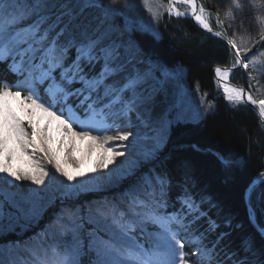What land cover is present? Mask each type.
<instances>
[{"label":"snow or ice","instance_id":"obj_1","mask_svg":"<svg viewBox=\"0 0 264 264\" xmlns=\"http://www.w3.org/2000/svg\"><path fill=\"white\" fill-rule=\"evenodd\" d=\"M181 2L191 8L194 19L204 29L218 38L234 37L241 31L243 20L238 23L236 15L244 11L242 0H231L224 13L227 24L219 20L220 14L216 12V23L222 31L215 32L204 18L205 11L211 18L213 9L200 6L197 14L195 0ZM144 3L148 5L149 0ZM174 4L175 0H169V15ZM260 8L264 9V2ZM99 10H103V16ZM118 11V0H113L107 8L100 0H0V63L11 59L9 70L23 77L28 85L25 88L0 85V178L11 177L18 182L43 185L45 178L50 176L44 166L47 164L55 169L52 176L59 173L69 182L75 180L62 167L57 154L60 150L53 148L44 137L47 129L33 124L34 110L39 109L58 120L65 134L79 139L91 138L94 142L93 123L97 116L104 115L102 108L97 109L105 100L108 105L118 104L128 111L136 110L148 77L136 67L129 42L108 23ZM162 15L157 13L154 19L159 20ZM176 15L181 13L177 11ZM254 19L261 48H264V15ZM229 28L234 31L229 33ZM152 31L156 33L155 29ZM226 43L232 50L233 70L244 71L249 87L253 80H264V61L259 59L264 53L257 49L251 56L242 58V52L250 50L247 45H238L235 38L227 39ZM73 51L74 57L70 58ZM97 65L98 72L94 71ZM215 73L225 79L228 77V73L219 67ZM41 85L46 86L41 89ZM24 91L28 94L21 100ZM41 91L47 100L40 95ZM223 91L230 102L258 103L259 114L264 116V100H255L251 94H246L245 88L226 85ZM8 98L20 100L21 108L29 117L27 125L10 106ZM72 98L76 99L75 106L70 103ZM65 108L68 113L82 109L85 119L73 121L71 115L65 114ZM74 123L77 124L75 130ZM110 130L116 135L105 137L99 147L113 139L126 141L132 135L119 127ZM104 151L109 158L101 155L96 161L99 168H107L108 163L113 162L111 158L124 155L115 148ZM37 153L41 155L37 157ZM20 158H26L27 168L14 166ZM218 158L226 167L231 163L223 156L218 155ZM68 159L73 157H66L65 162ZM73 162L77 167L84 164L80 158ZM129 179L132 182L120 198L97 205L89 203L87 207H63L49 226L57 241L42 245V253L30 254L32 264H85L84 257L89 253L95 254L90 264H264V249H257L251 239L243 240L237 249H230L224 243L229 233L217 232L219 225L211 217H208L207 228L199 230L198 222L207 216V212L202 208L203 198L198 202L190 185L182 186L173 198L171 177L154 166L133 173ZM169 207L171 212L167 211ZM149 225L158 231L148 233L145 239L151 238L152 243L145 247L139 237ZM261 232L264 233V227ZM213 233L215 238L210 240ZM186 245L197 257L195 261L186 258Z\"/></svg>","mask_w":264,"mask_h":264},{"label":"trees","instance_id":"obj_2","mask_svg":"<svg viewBox=\"0 0 264 264\" xmlns=\"http://www.w3.org/2000/svg\"><path fill=\"white\" fill-rule=\"evenodd\" d=\"M122 1H118V13L108 21L117 34H122L134 43L140 55L154 65L171 71L182 70L187 88L197 89L203 96L204 104L198 118L171 122L165 145L153 162L155 168L171 177L173 198L185 184L191 186L198 202L203 198L202 208L207 216L198 222L200 231L207 228L208 217H211L219 225L217 232L229 233L224 243L230 249L239 248L245 239H251L257 249H264V236L257 229L264 227V182L253 187L246 197L249 186L257 178L264 177L261 175L264 173V126L245 102H230L226 99L217 87L213 73L215 67L233 68L232 50L226 43L198 29L184 15L188 11L186 5L175 4L183 16L169 15L166 10H162V18L156 20L155 34L140 29L134 23L127 29L123 25L127 11L123 9ZM100 2L107 8L113 0ZM262 2L264 0H242L244 11L236 15L238 23L243 20L241 31L234 37L225 36L227 39L235 38L240 46H248L250 50L242 52V58L257 49L264 53L254 19L264 15V9L260 8ZM198 3L199 7L214 10L211 18L210 13L205 11V21L211 24L214 31H222L216 23V12L220 14L219 20L227 24L224 13L231 0H198ZM99 14L103 16V10H99ZM233 31V28L228 29L229 33ZM259 59L264 61V56ZM10 64V59L0 63V85L22 87L23 77L11 72ZM97 68L98 65L94 71ZM229 81L245 88L247 94H251L255 100H264V80H253L249 87L244 71L238 69L231 73ZM40 95L47 100L43 91ZM255 106L259 110L258 103ZM218 155L230 161V165L226 167L221 163ZM54 205L45 213L46 216L53 213V209L55 212L59 204L56 202ZM176 207L179 208L178 203ZM167 211L171 212L172 208L169 207ZM251 215H254L257 227ZM46 220L47 217L40 225L33 227L32 232L19 237L10 234L5 241H29L37 234V230L42 229ZM214 238L215 233L209 236L210 240ZM186 258L190 261L197 259Z\"/></svg>","mask_w":264,"mask_h":264},{"label":"rangeland","instance_id":"obj_3","mask_svg":"<svg viewBox=\"0 0 264 264\" xmlns=\"http://www.w3.org/2000/svg\"><path fill=\"white\" fill-rule=\"evenodd\" d=\"M168 3L169 0H149L148 5H145L144 0H123L121 4L123 9L127 11V15L123 19V25L130 29L129 27L134 23L140 29L153 32V29L156 30L157 23L154 16L162 10L167 11ZM175 4L185 5L181 0H175ZM175 4L171 14L177 16L176 12L178 11L181 13L180 16H183V13L175 7ZM187 7V16H191V8ZM124 39L128 41L126 38ZM128 42L131 45L132 58L135 60L136 67L143 70L148 77L147 84L140 93L142 99L138 101L137 108L133 111H128L127 108L118 104L108 105L107 100L97 110L100 111L102 108L104 112V115L100 116L98 121L104 122L112 129L119 127L123 131L132 133L128 138L130 144H132L130 147L136 149L139 146V152L137 155L133 153H127V155H131V159L137 158V160L128 164L122 159V156H116L111 158L113 162L108 163L107 168H99L96 161L89 159L88 166L87 163H84L82 167H77L72 159L65 162L66 157H71L69 156L70 150L63 152L59 149L61 154L59 152L57 154L60 156L62 167L75 177L72 182H69L59 173L52 176L51 173L55 169L47 164L44 166L49 170L50 176L45 178L43 185H34L30 181L18 182L11 177L0 178V264H32V260L29 258L30 254L35 255L38 251L42 253V245L57 241V237L52 235L49 226L63 207L80 205L87 207L89 203L97 205L105 201H111L114 198H120L121 193L132 182L129 177L133 173L147 171L154 166L153 162L158 158L159 152L165 145L171 122L176 119L194 120L199 117L204 104L203 96L199 94L197 89L190 90L187 88L183 82L184 73L182 70L171 71L154 65L140 55L134 43ZM251 55L247 54V56ZM72 57H74V51ZM98 71L99 66L96 72ZM217 84V87L225 96L223 89L219 83ZM21 86L23 88L28 86L23 79ZM45 86L41 85L40 88L42 89ZM27 94L26 91L22 92L21 100ZM46 98L48 99L47 96ZM8 103L24 119L25 125H27L29 117L21 108L20 100L8 98ZM70 103L75 106L76 99L72 98ZM24 104L27 106L26 101ZM57 108H60V105H57ZM64 111L66 115H71L73 121L85 119L82 109L77 108L74 113H68L66 108ZM31 119L34 125L47 129L43 135L46 139H49L50 145L56 138V134L62 135V133H65L58 120L51 119L39 109L34 110ZM28 131L31 132L32 129L29 128ZM113 133L116 134L115 131ZM37 140H39V137H37ZM51 146L56 149L55 146ZM105 148L109 147H102L103 150ZM29 152H31V149H29ZM40 155V153H37V157ZM150 161L151 163H149ZM14 166L20 169L27 168L26 158L18 159ZM93 168L96 169L95 172L92 171ZM93 177L104 178L93 179ZM259 181H262V178H257L253 182L255 183L253 187L262 184V182L258 183ZM252 188L247 190L246 197H248V193ZM56 202L59 205L56 206L55 212L53 209V213L51 212L49 216H46L45 213L53 208ZM45 216L47 220L42 224L44 226L42 229L37 230V234L29 241L24 243L5 241L10 234H16L19 237L32 232L33 227L40 225L41 221L46 219ZM253 216H251V219L257 227ZM156 231L158 229L155 226L149 225L145 233L139 237L140 242L145 247L151 246L152 239H145V237L148 236V233ZM46 232L48 235H45ZM261 234L264 236V233L261 232ZM185 248L187 250L184 251L188 253V257H196L191 254L187 245ZM94 255V253H89L85 256V264H90L94 259Z\"/></svg>","mask_w":264,"mask_h":264},{"label":"bare ground","instance_id":"obj_4","mask_svg":"<svg viewBox=\"0 0 264 264\" xmlns=\"http://www.w3.org/2000/svg\"><path fill=\"white\" fill-rule=\"evenodd\" d=\"M196 22L198 25H201V24H199L198 21H196ZM201 26H203V25H201ZM215 68H218V67H215ZM221 71L227 72L224 70H221ZM228 74L229 75L226 79L222 78L220 76L214 75L215 80H216V78H218V82L216 80V83H219V85L222 89H224V86H226V85L230 86V87L232 86L229 84V76L231 74L230 73H228ZM44 100H45V98H44ZM96 119H97V121H96ZM96 119H95L96 122L93 123V128L95 130L91 133L92 136H96L95 142L91 138L79 139L78 137H72L70 134L62 133V135L56 134V138L52 141L51 145L55 146L56 149H61L63 152H66L65 150H67V151L70 150L69 156L73 157V159H75V158L83 159L84 163H87V166L89 165L90 160L97 161V159L101 155H104L105 157L109 156V154L107 152H105L102 149V147H99L98 145L100 144V141L103 140L108 135H111L114 137L116 134L113 133L114 131L110 130V129H112L111 127L107 126L102 121L101 122L98 121L100 119V116H97ZM73 128H74V130L77 128L76 123L73 124ZM94 144L96 146H94ZM121 144L123 145V147L120 146ZM130 145H132V144H130L129 140L121 142V141L113 139V140L105 143L103 145V147L107 146L109 148H115V151L124 152L122 159H124V161H126L128 164H131L132 162H134V160H137V158L131 159V155L128 156L127 153H133V154L137 155V153L139 152V146L136 147V145H135V147H136V149H135L133 147H130ZM104 170H106V169H104ZM262 180H264V177H262ZM263 182L264 181H262V183ZM251 185L249 186V188L251 187Z\"/></svg>","mask_w":264,"mask_h":264},{"label":"water","instance_id":"obj_5","mask_svg":"<svg viewBox=\"0 0 264 264\" xmlns=\"http://www.w3.org/2000/svg\"><path fill=\"white\" fill-rule=\"evenodd\" d=\"M195 3L197 4V14H198V12H199V3H198V0H195ZM189 18L191 19V21H192V23L198 28V29H200V30H202L203 32H205L206 34H208V35H210V36H212V37H214V38H216V39H218V40H221V41H223L224 43H226V40H227V38L224 36L223 38H218V37H216L215 35H213L212 33H209L206 29H204L203 28V26H201V25H198L197 24V22H196V20L194 19V17H193V15H191V16H189ZM214 31V30H213ZM215 32V31H214ZM227 44V43H226ZM228 45V44H227ZM229 46V45H228ZM229 48H230V46H229ZM231 49V48H230ZM215 69L216 68H214L213 69V73H214V75H215ZM220 69L221 70H224V71H227L228 73H233V72H235L236 70H238V69H236L235 71L233 70V68H227V67H220ZM216 80H217V82H218V78H216ZM229 84L230 85H232L233 87H237V88H239V86H234L230 81H229ZM246 91V90H245ZM246 94H247V91H246ZM254 112H255V114L258 116V118L260 119V121H264V116H261L260 114H259V110L257 109V107L255 106V105H253L251 102H247L246 100L244 101ZM264 125V124H263ZM262 181H264V180H262ZM262 181H259L258 183H260V182H262ZM257 184V183H256ZM253 186H255V183H253L252 185H251V187H253ZM250 187V188H251ZM249 188V189H250ZM263 223H264V221H263ZM259 230V229H258ZM260 231V230H259ZM261 232V231H260Z\"/></svg>","mask_w":264,"mask_h":264}]
</instances>
